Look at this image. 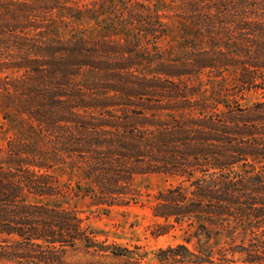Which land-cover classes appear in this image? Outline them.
Here are the masks:
<instances>
[{
  "label": "trees",
  "instance_id": "trees-1",
  "mask_svg": "<svg viewBox=\"0 0 264 264\" xmlns=\"http://www.w3.org/2000/svg\"><path fill=\"white\" fill-rule=\"evenodd\" d=\"M180 1L208 46L169 60L164 0H0V116L25 129L0 133V264H141L70 203H136L145 175L180 181L155 197L153 236L191 230L156 264H264V0ZM99 13L113 35L71 27ZM229 69L231 99L190 85ZM246 93L261 99L243 107ZM56 162L75 180L61 183Z\"/></svg>",
  "mask_w": 264,
  "mask_h": 264
},
{
  "label": "rangeland",
  "instance_id": "rangeland-1",
  "mask_svg": "<svg viewBox=\"0 0 264 264\" xmlns=\"http://www.w3.org/2000/svg\"><path fill=\"white\" fill-rule=\"evenodd\" d=\"M164 23L169 28V39H166L160 46L167 52V59L176 60L184 57L183 55L195 53L207 49L208 45L201 43L194 31L189 29L180 19L178 13L180 0H164ZM83 22H74L71 27H93L97 30L99 35H110L111 32L106 30L108 22H104L105 16H101L94 21L86 18ZM89 19L91 17H88ZM109 29V28H107ZM152 50V47L150 48ZM237 71L229 69L225 74L226 80L222 82L220 79L208 78L206 75H201L198 79H192L191 86L208 89V94H211L213 87L216 91L222 89V94L226 95L228 99L230 95L237 94L238 90L235 88V78ZM201 90V91H202ZM235 98V97H233ZM239 103L245 107L261 99L259 93H246L243 96L237 95L235 98ZM1 139L7 140L13 138L21 133L25 134V129L13 121L11 118L3 120L0 116ZM56 170L54 174L63 184L69 183V180H75V173L70 169H66L59 162H56ZM180 181L166 175H145L139 176L135 179V187L140 192V197L136 203H131L126 206H115L112 208L92 206L89 202L85 203H70L71 206L80 212L81 218L92 229L100 233V240H107L108 244H116L121 247L140 248V252L145 253V258L141 264H156V254L159 249L167 247H174L176 245L184 244V239L191 233L188 231L186 225L176 227L168 235L163 237H154L153 232L157 225L163 222L154 219L152 216V207L154 205L155 197L159 191L168 190L176 186ZM188 248L192 250V246ZM67 264H123L122 261L113 260L110 258L101 257H87L82 253L70 254L66 261Z\"/></svg>",
  "mask_w": 264,
  "mask_h": 264
}]
</instances>
